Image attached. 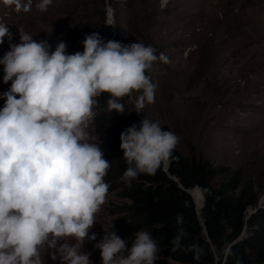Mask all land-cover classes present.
I'll use <instances>...</instances> for the list:
<instances>
[{"label": "clouds", "instance_id": "9594fccd", "mask_svg": "<svg viewBox=\"0 0 264 264\" xmlns=\"http://www.w3.org/2000/svg\"><path fill=\"white\" fill-rule=\"evenodd\" d=\"M0 2L30 12L33 0ZM52 2L39 0L36 8L47 11ZM19 35L20 43H11L12 34L0 23V44L10 42L0 58L3 81H11L0 109V264H44L41 250H54L51 259L59 255L60 264H92L90 253L65 241L74 238L82 246L96 240L89 232L108 195L110 162L87 131L93 108L107 93L109 112L123 113L127 97L140 113L155 102L157 85L146 73L167 58L139 42L105 43L98 33L86 35L83 52L74 54L66 53L64 42L50 52L47 41ZM178 143L174 132L148 118L125 129L120 148L128 167L122 181L130 187L140 174L167 166ZM104 231L95 244L102 264H154L158 246L150 233L136 232L129 248L114 231Z\"/></svg>", "mask_w": 264, "mask_h": 264}, {"label": "rangeland", "instance_id": "374dc122", "mask_svg": "<svg viewBox=\"0 0 264 264\" xmlns=\"http://www.w3.org/2000/svg\"><path fill=\"white\" fill-rule=\"evenodd\" d=\"M155 8L163 22L153 30L166 42L163 53L167 62H154L146 73L157 85L155 102L146 103L149 113L173 128L185 154L210 156L231 171L242 167L245 179L258 174L264 183V0H159ZM122 18L125 38L131 34L130 10L124 8ZM82 22L85 26V19L80 18L78 24ZM0 23L8 27L13 44L20 43L19 32L24 31L37 42L47 41L50 52L61 42L66 44L67 54L84 50L82 39L55 34L58 23L53 6L44 12L34 7L30 12H16L0 2ZM107 31L109 40L118 38L115 16L112 22L107 21ZM9 44L7 38L0 44V58L10 50ZM3 69L0 64V109L5 104L3 93L11 87V81H3ZM170 79L179 83L176 88ZM97 100L95 118L87 131L90 142L102 148L107 128L121 113L109 112L101 96ZM122 102L124 112L133 111L142 119L141 110L136 112L132 101L125 97ZM104 180L109 184L106 203L89 232L96 240L86 239L82 246L74 238L65 241L81 253H90L92 264H102L95 244L103 238L104 229L114 231L127 243L136 233L122 223L123 207L129 200L110 180ZM261 202L264 204V191ZM52 251L41 250L44 264H60L59 255L55 261L51 259Z\"/></svg>", "mask_w": 264, "mask_h": 264}, {"label": "trees", "instance_id": "16d2710c", "mask_svg": "<svg viewBox=\"0 0 264 264\" xmlns=\"http://www.w3.org/2000/svg\"><path fill=\"white\" fill-rule=\"evenodd\" d=\"M37 3L33 0L32 7L36 8ZM108 3L114 8L115 27L119 30L116 42H139L163 53L166 42L157 38V30H153L163 22L158 20L155 8L159 0H53L49 7L55 9V34L84 40L86 35L98 33L106 43ZM124 8L132 15L131 34L125 38ZM80 18L85 19V26L83 22L78 24ZM170 81L172 88L179 84ZM101 98L107 105L109 94ZM141 115L174 132L168 123L153 119L146 104ZM142 119L133 111L119 114L107 128L108 137L101 149L110 162L106 179L129 200L123 207L124 227L130 232L151 228L146 232L158 246L154 264H264V205L258 206L264 183L260 175L245 179L242 167L231 171V167L216 164L210 156L187 155L177 144L168 170L162 166L155 174H140L130 187L122 181L128 165L120 148V135L133 124L139 126ZM180 184L202 188V219L193 195ZM252 206L254 209L248 211ZM178 216L182 218L180 223ZM133 239L134 236L127 243L129 248Z\"/></svg>", "mask_w": 264, "mask_h": 264}, {"label": "water", "instance_id": "95a60500", "mask_svg": "<svg viewBox=\"0 0 264 264\" xmlns=\"http://www.w3.org/2000/svg\"><path fill=\"white\" fill-rule=\"evenodd\" d=\"M109 9H111V12H112V14H111V18H112V19L109 18V16H110ZM113 11H114L113 7H112L111 5H108V20L111 21V22H112L113 19H114ZM165 169L168 170V165L165 166ZM169 175H170L172 178L178 180V177H177L176 175H172V174H170V173H169ZM180 185L182 186L183 189L189 191V192L193 195V197H194V199H195V201H196V203H197V208H198V202H197V200H196V198H195V194H194V187H186V186H184L183 184H180ZM199 188H200L201 191H202V188H201L200 186H199ZM202 194H203V191H202ZM203 202H204V194H203ZM203 202H202V205H203ZM260 205H261V204H259V206H260ZM198 210H199V208H198ZM199 214H200V218L202 219V216H201L200 211H199Z\"/></svg>", "mask_w": 264, "mask_h": 264}, {"label": "bare ground", "instance_id": "6f19581e", "mask_svg": "<svg viewBox=\"0 0 264 264\" xmlns=\"http://www.w3.org/2000/svg\"><path fill=\"white\" fill-rule=\"evenodd\" d=\"M109 13H110L109 18H110L111 14H112L111 9H109ZM113 14H114V11H113ZM194 194H195V198H196V200L198 202V208H199V211H200V209L202 207V202H203V194H202L201 189L199 187L194 188Z\"/></svg>", "mask_w": 264, "mask_h": 264}]
</instances>
